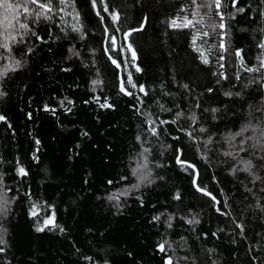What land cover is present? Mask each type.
<instances>
[{
    "label": "trees",
    "instance_id": "trees-1",
    "mask_svg": "<svg viewBox=\"0 0 264 264\" xmlns=\"http://www.w3.org/2000/svg\"><path fill=\"white\" fill-rule=\"evenodd\" d=\"M52 2L50 20L21 16L35 35L0 49V67L21 62L0 78V176L11 201L0 264H264V151L253 147L264 130V69L248 72L234 55L242 49L245 65L259 67L264 0H222L223 21L201 8L195 28L170 26L191 18L190 0ZM197 30L209 33L196 40L207 64L193 48ZM145 158L141 183L132 170Z\"/></svg>",
    "mask_w": 264,
    "mask_h": 264
},
{
    "label": "snow or ice",
    "instance_id": "snow-or-ice-1",
    "mask_svg": "<svg viewBox=\"0 0 264 264\" xmlns=\"http://www.w3.org/2000/svg\"><path fill=\"white\" fill-rule=\"evenodd\" d=\"M93 7L96 6V0H91ZM60 4H66V0H59ZM190 3L192 5V11L190 13L191 18L189 17V15H185L183 17V22L182 23H178L177 19L174 18L172 19V21L170 22V26L173 28H195L197 24H203V16L200 14V9L201 8H206L208 10L209 13L212 12L213 8H215L216 10V15L220 16L221 21H223V16L220 12V9L222 7V0H190ZM238 4V0H232V5L233 7H236ZM29 5H35L36 8L32 9L29 7ZM55 11V7L53 5L52 0H18L17 3L13 4L11 2V0H0V49H4L6 51H8L9 53H11L12 51V44L15 43H21L24 40V37L28 36V35H35V33L32 31L30 24L27 22H21V16L23 15L24 19L27 20L29 16L34 17L35 20H39L41 18L45 19V20H50L52 19V16L50 15L51 13H53ZM60 11H64V9H60ZM103 11L105 12H109V8L108 5L105 4ZM184 9H181V12H184ZM238 11H244V9H239ZM262 15H264V12L261 13ZM97 15L99 16V12H97ZM111 18L113 22L118 21L119 19V13L118 11L113 10L112 12H110ZM78 16L79 14L77 13V20H78ZM101 20H103V17H101ZM213 30H215L216 27H219L221 29H223L225 27L224 23L221 22L219 25H213ZM72 29L74 31H81V29L77 26V24H73L72 25ZM135 31V30H133ZM209 33L208 32H203L202 34L199 32V30H197L196 34L193 35L192 37V42H193V48L195 51L200 53V59L203 63L207 64L209 63L207 56L204 54L203 50L196 47V40L198 37H206L208 36ZM114 41V38H112ZM261 49H264V41H262L259 45H258ZM129 47H131L129 45ZM219 48L220 49H225V43L223 40V37H221L220 40V44H219ZM28 51H31V49H28ZM234 55L236 57L239 58L240 63H241V67L245 68L246 71L248 72H259L261 69H264V56L261 57H257L258 61H259V67H247L245 65L244 62V56H243V50L242 49H236L234 52ZM133 57H135V53L133 52ZM5 59L4 57L0 56V60ZM10 60L9 63L3 65L2 67H0V78H3L4 76H6L8 74L9 71H15L18 68L21 67V62L19 60H16L14 58L9 57L8 58ZM219 61H223L224 60V56L221 55L218 57ZM113 63H116V61H113ZM220 68H223L224 65L223 63H220ZM139 71V69H137ZM221 76H223L225 79H227L226 76H224L223 73H220ZM236 79H240L239 75L236 76ZM94 85L98 84L99 81H93L92 82ZM127 83L132 84L133 87H136L137 85L133 84L132 80H131V76H129ZM185 87H187V85H185ZM120 90L122 92H126V89L124 87V83L121 82L120 85ZM140 90L144 91L143 86H140ZM212 89H209V92H211ZM126 94L128 95H132L131 92H127ZM5 95V93L0 92V96ZM225 96H232L233 93L232 92H225L224 93ZM237 95H239V93H237ZM199 105H197L198 107ZM101 108L104 107H112L111 104L107 103V101H105L104 103L100 104ZM45 109L47 110V105H45ZM213 112L217 111V109H212ZM182 115V113H177V118H179ZM5 117L0 115V120H4ZM192 121L195 122L196 120V116L195 114L192 115L191 117ZM151 123H155L154 121H151ZM161 123H166V121H161ZM173 123H175V121H173ZM249 128H252L251 123L248 124L247 126L243 127L239 132H236L234 134H230L226 139L228 141H234L236 139V137L238 136H243L245 132H247L249 130ZM151 131L153 134H156V128L152 127ZM201 132L206 131L204 128L200 129ZM254 131V129H253ZM261 137L262 139L258 140L256 144L253 145V147H259L262 151H264V130L261 131ZM137 139L139 140L140 137L138 136ZM248 139H251V137H249ZM210 142V141H209ZM37 143H39V141H37ZM246 143V140H242L241 144ZM231 146V144H230ZM239 151L243 152L246 151V149L244 147H240ZM225 155H233L232 152H226ZM177 163L180 164H185L187 162L182 161L180 159V156H177ZM241 164H243V169L244 171H247L251 174L252 172V162L250 160H243L241 159L240 161ZM190 167H194L189 165ZM147 167V162H146V158H145V162L143 164H138L136 168H134L133 171V175L137 176L138 179L140 180V182L142 183L144 180H146L148 177L144 172V169H146ZM18 174L20 175H27L26 171L21 167L18 169ZM255 179L259 180L261 179L259 176H256ZM149 183H151V181H148ZM111 183V182H110ZM195 183V182H194ZM134 188H138L139 184L133 185ZM4 186H3V177L0 176V215H5L7 213V211L9 210V205L11 203L10 199L8 198L7 192L3 190ZM199 191L201 192H205V194L211 196V193L206 192V190L204 188H198ZM127 190H125L126 192ZM179 193H177L176 195V199H179ZM109 199H118L117 195L114 193L112 196H109ZM213 200H215V197H212ZM35 208V206H33V209ZM219 211V209H217ZM37 213L35 212V210H33L31 212V215L35 216ZM160 217H154V219H159ZM54 223V213L51 217H48L46 219H44L43 221V226H38L36 228V231H43L44 227H47L49 224H53ZM188 223L192 224V223H198V221H194V220H189ZM169 226H171L169 224ZM237 227H239L241 229V231H243V226L242 225H237ZM62 230V229H61ZM213 235H215V233H213ZM5 243L4 239L2 236H0V245H3ZM159 250L161 252L165 251V244L161 243L158 245ZM5 251L4 247H0V253H3ZM211 251V249L209 250ZM87 259H91V258H87ZM184 259H187L186 257ZM165 264H173V260L172 257L169 256L167 257V259L165 260Z\"/></svg>",
    "mask_w": 264,
    "mask_h": 264
}]
</instances>
